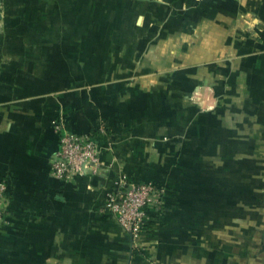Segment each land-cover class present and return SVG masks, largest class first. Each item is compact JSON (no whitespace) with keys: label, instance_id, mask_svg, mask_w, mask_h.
Returning a JSON list of instances; mask_svg holds the SVG:
<instances>
[{"label":"crops","instance_id":"obj_1","mask_svg":"<svg viewBox=\"0 0 264 264\" xmlns=\"http://www.w3.org/2000/svg\"><path fill=\"white\" fill-rule=\"evenodd\" d=\"M60 119L103 127L97 173H50ZM223 173L253 220L264 0H0V264H192L198 248L176 239L223 231L221 212L196 216L223 202ZM122 176L163 191L138 238L100 210Z\"/></svg>","mask_w":264,"mask_h":264},{"label":"built area","instance_id":"obj_2","mask_svg":"<svg viewBox=\"0 0 264 264\" xmlns=\"http://www.w3.org/2000/svg\"><path fill=\"white\" fill-rule=\"evenodd\" d=\"M55 128L59 143L49 159L50 173L60 180L97 173L102 166L99 142L106 135L103 127L79 132L66 127L60 119ZM114 188L100 210L113 217L133 238L140 237L147 231L151 212L161 207L162 189L150 181H133L127 176H122ZM9 202L7 182L0 179V225L7 223Z\"/></svg>","mask_w":264,"mask_h":264},{"label":"rangeland","instance_id":"obj_3","mask_svg":"<svg viewBox=\"0 0 264 264\" xmlns=\"http://www.w3.org/2000/svg\"><path fill=\"white\" fill-rule=\"evenodd\" d=\"M234 177V173H228L227 176L223 173V202L208 204L210 200L207 202L200 199L201 205L196 206L197 218H202V213H199L202 207L206 212L210 209L215 215L221 212L223 220L219 224H223V231L213 232L217 225L212 222V237L199 235L196 238L187 232L189 230L184 229L186 236L176 239L182 247L193 244L198 248L196 256H190L192 264H264V206L254 207L257 214L250 216L253 220L246 219L253 214L249 206L244 207L245 212L241 210L244 214L237 216L235 201L238 192L232 187L234 183L230 180ZM206 202L208 205H204ZM205 248L208 251H204Z\"/></svg>","mask_w":264,"mask_h":264},{"label":"trees","instance_id":"obj_4","mask_svg":"<svg viewBox=\"0 0 264 264\" xmlns=\"http://www.w3.org/2000/svg\"><path fill=\"white\" fill-rule=\"evenodd\" d=\"M95 128H96V127H95ZM95 128H94V129H95ZM92 130H93V129H92ZM89 131H91V130H89ZM151 218H152V215H151ZM150 222H151V221H149L148 225L150 224Z\"/></svg>","mask_w":264,"mask_h":264}]
</instances>
